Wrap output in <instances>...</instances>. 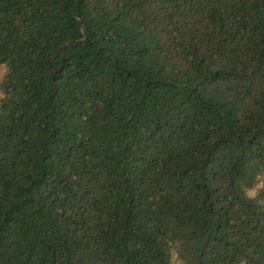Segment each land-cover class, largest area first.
Masks as SVG:
<instances>
[{"label": "trees", "instance_id": "16d2710c", "mask_svg": "<svg viewBox=\"0 0 264 264\" xmlns=\"http://www.w3.org/2000/svg\"><path fill=\"white\" fill-rule=\"evenodd\" d=\"M0 65V264H264V0H0Z\"/></svg>", "mask_w": 264, "mask_h": 264}, {"label": "rangeland", "instance_id": "374dc122", "mask_svg": "<svg viewBox=\"0 0 264 264\" xmlns=\"http://www.w3.org/2000/svg\"><path fill=\"white\" fill-rule=\"evenodd\" d=\"M5 72V68L0 65V78L3 76V73ZM248 194H252V191H249Z\"/></svg>", "mask_w": 264, "mask_h": 264}, {"label": "clouds", "instance_id": "9594fccd", "mask_svg": "<svg viewBox=\"0 0 264 264\" xmlns=\"http://www.w3.org/2000/svg\"><path fill=\"white\" fill-rule=\"evenodd\" d=\"M253 195H255V194L253 193ZM242 264H243V262H242Z\"/></svg>", "mask_w": 264, "mask_h": 264}]
</instances>
